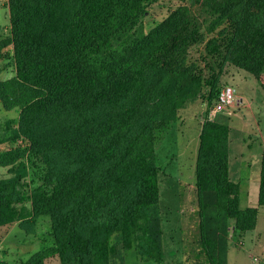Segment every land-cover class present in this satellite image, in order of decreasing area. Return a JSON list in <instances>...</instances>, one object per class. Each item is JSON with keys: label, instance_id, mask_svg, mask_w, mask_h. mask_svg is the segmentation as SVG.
I'll return each instance as SVG.
<instances>
[{"label": "trees", "instance_id": "obj_1", "mask_svg": "<svg viewBox=\"0 0 264 264\" xmlns=\"http://www.w3.org/2000/svg\"><path fill=\"white\" fill-rule=\"evenodd\" d=\"M202 3L229 20L233 33L227 45L233 62L255 75L261 73L264 0H202ZM7 6L17 73L0 81V90L7 96L9 87L26 89L16 103L22 107L20 120L26 124L24 132L34 139L41 152L53 159L49 160L56 171L49 177L54 182V195L47 201L41 197L40 189L32 192L23 189L21 175L0 177V224L14 212L13 204L17 202L40 199L49 203L58 197L73 200L92 189L88 186L92 178L100 180V175L91 177L90 168L80 163L84 161V153L78 151L76 157L68 158L66 147L71 143L68 138L100 136L110 129L112 135L118 132L117 135L127 138L131 147L135 124L138 123L140 133L152 123L160 129L168 127L184 98L183 86L190 77L183 71L179 74L178 66H182L189 42L197 40V23L190 19L188 5L178 6L149 34L127 42L123 49L118 48V42L136 27L146 11V0H7ZM150 63L152 76H159L157 82L149 81L147 76ZM220 89L213 95L209 110ZM152 91L153 97L148 99ZM150 102L155 106L151 111ZM140 104L144 108L138 109ZM12 106L7 105L6 109L11 110ZM46 119L58 121L60 134L46 132L42 127ZM229 132V125L217 118H207L200 132L196 184L203 208L201 241L208 252L206 264H229L225 219H235L234 232L252 230L257 224L258 208L240 207V186L229 176ZM97 149L105 154L104 145H98ZM114 153L110 147L109 159L96 156L99 165L106 167L109 163L108 176L121 163L114 161L117 158ZM3 154L8 153L0 156ZM7 164L0 161V166ZM158 191V168L148 166L121 227L124 242L138 243L144 252L157 246L150 235L147 207L158 200ZM259 202L264 203V153ZM210 205L218 210L217 234L207 232L205 207ZM80 217L88 223L103 218V213L89 199ZM75 223V218L68 215L57 228V234L69 236ZM50 251L20 264H44ZM86 259H91V255L86 254ZM87 262L109 264L104 255Z\"/></svg>", "mask_w": 264, "mask_h": 264}, {"label": "rangeland", "instance_id": "obj_2", "mask_svg": "<svg viewBox=\"0 0 264 264\" xmlns=\"http://www.w3.org/2000/svg\"><path fill=\"white\" fill-rule=\"evenodd\" d=\"M146 2L144 15L130 33L122 36L118 48L123 49L127 42L149 34L180 5H188V15L197 23V40L189 42L182 66H178L179 74L183 71L192 78H187L183 86L184 98L179 102L175 118L166 128L160 129L152 123L143 133L138 123L135 124L131 130L134 135L131 147L127 138L117 135L118 132L112 135L110 129L100 136L68 138L71 140L66 147L68 158L76 157L78 151L84 153V161L80 163L90 168L87 171L91 177L100 175V180L92 178L88 184L92 189L73 200L58 197L49 203L31 199L13 204L14 212L0 224V262L20 264L51 250L44 264H89L87 261L99 255L106 256L109 264H206L208 252L201 241L203 208L196 184L200 132L216 90L231 84L238 99L244 98L243 103L234 106L233 113L220 114L217 119L230 127L229 176L240 186L239 205L257 207L258 216L255 229L245 232L239 229L234 232L235 219H225L230 264L238 256L246 264H264V203L259 202L264 153V69L255 75L233 62L227 45L233 33L229 20L208 8L202 0ZM11 31L7 0H0V69L5 70L7 79L17 73ZM228 31L231 32L228 34ZM151 65L147 76L149 81L157 82L159 76H152ZM25 91V88L9 87L5 96L0 90V153H8L1 155L0 161L9 163L0 166V177L21 175L22 188L30 192L40 189L41 197L47 201L54 195V182L49 177L56 168L50 164L53 159L41 152L34 139L24 132L26 124L20 120L22 107L16 103ZM153 94L150 92L147 98ZM150 104L151 111L155 106ZM7 105H13L11 110L6 109ZM57 123L56 119H46L42 127L46 132L52 130L58 134ZM98 145H104L105 154L97 149ZM110 147L117 155L114 161L121 163L108 176L109 163L106 167L99 165L96 156L109 159ZM153 165L158 168L159 198L147 208L151 218L150 235L157 246L144 252L138 243L124 242L121 227L142 186L143 173ZM89 199L103 213V218L86 223L80 214ZM205 212L207 232L219 233L217 208L206 206ZM68 215L76 223L69 236H60L57 228ZM86 254L91 259L87 260Z\"/></svg>", "mask_w": 264, "mask_h": 264}, {"label": "built area", "instance_id": "obj_3", "mask_svg": "<svg viewBox=\"0 0 264 264\" xmlns=\"http://www.w3.org/2000/svg\"><path fill=\"white\" fill-rule=\"evenodd\" d=\"M239 103L235 87L231 84H225L221 87L213 106L209 110L208 118L216 119L220 114H231L233 107Z\"/></svg>", "mask_w": 264, "mask_h": 264}, {"label": "crops", "instance_id": "obj_4", "mask_svg": "<svg viewBox=\"0 0 264 264\" xmlns=\"http://www.w3.org/2000/svg\"><path fill=\"white\" fill-rule=\"evenodd\" d=\"M7 79V76H6V74H5V70H3L2 68L0 69V81H3V80H6ZM244 98L242 97V96H240V100H239V102H241V103H243V100ZM6 110V109H5ZM255 229V228H254ZM253 230V229H252ZM251 231V230H250ZM252 242H253V240H252ZM255 258H256V256H254ZM253 257V258H254ZM238 258H239V256H238ZM238 258H236V259H234V264H246L247 263V261H244V262H242V260H241V258L240 259H238ZM238 259V260H237ZM237 260V262L235 263V261ZM228 263L230 264V250L228 251Z\"/></svg>", "mask_w": 264, "mask_h": 264}]
</instances>
